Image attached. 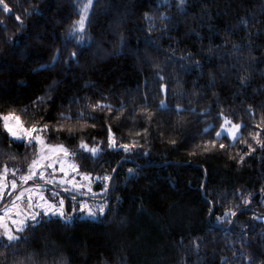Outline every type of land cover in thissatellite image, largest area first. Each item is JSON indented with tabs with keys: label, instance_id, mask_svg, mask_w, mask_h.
<instances>
[{
	"label": "trees",
	"instance_id": "16d2710c",
	"mask_svg": "<svg viewBox=\"0 0 264 264\" xmlns=\"http://www.w3.org/2000/svg\"><path fill=\"white\" fill-rule=\"evenodd\" d=\"M85 1L0 6V113L49 124L48 142L80 169L110 173L105 212L71 215L66 201L70 221L29 223L11 247L0 243V264H261L264 0H93L77 43L67 34ZM221 112L242 123L235 141L215 135ZM109 128L117 145L135 146L109 147ZM212 139L215 148L202 143ZM36 154L0 120V172H26Z\"/></svg>",
	"mask_w": 264,
	"mask_h": 264
},
{
	"label": "snow or ice",
	"instance_id": "6c2138e0",
	"mask_svg": "<svg viewBox=\"0 0 264 264\" xmlns=\"http://www.w3.org/2000/svg\"><path fill=\"white\" fill-rule=\"evenodd\" d=\"M93 3V0H87V2L83 5L82 9L80 10L79 19L73 22V25L70 27L68 36L72 37L77 43L83 41L84 36L83 32L85 29V22L86 18L89 13V9ZM184 0H180V4L183 5ZM0 6H2L3 10L5 12L11 11V8L8 3L5 2V0H0ZM147 16L148 14L145 13ZM163 16V14H161ZM16 20H21V17L19 15H16ZM246 23V21H245ZM58 51V50H57ZM77 52L72 51L70 53V56L73 58L76 57ZM53 60L57 59L56 55H53ZM162 78V77H161ZM162 89L165 87L164 85L160 86ZM38 100L43 99L42 97H37ZM163 101H161V105H163ZM102 104L101 101H97L95 104H92V108H96ZM176 109H181L182 105L177 104ZM111 110V109H109ZM141 111H147L146 108L140 109ZM203 111V109H201ZM220 115L223 117L225 123H222L219 127V130L216 132V137L219 138L222 135V132H226L227 136L235 140L236 137L239 134V129L242 127L241 123H231L229 120V117L224 116V113L221 112ZM60 116L70 119V114L60 113ZM0 120H2V127L6 131L7 134H10L11 137L17 138V139H23L27 137V143L32 144L35 142L38 146H42V150H61L65 155L69 154V150L63 145H50L47 144L44 140V138L39 135L37 132V129L40 130H46L49 128V124L47 123H39L34 122L29 126H25V124L22 122L20 115L16 114L14 111H9L8 113H0ZM231 123L230 127L226 128V124ZM264 126V125H262ZM57 130L64 128L63 124H57L55 125ZM81 128L84 127V125H80ZM70 132L72 131V128L69 127L68 129ZM138 135V134H137ZM251 135V133H250ZM108 141L109 147H122L126 151L130 150L132 147L135 146V142L132 144H122L117 145L115 143V140L113 138V133L111 132V129L109 128V134H108ZM174 143V141H172ZM204 145H210L211 148H215L217 146L216 139H212L210 141H203ZM247 143V141H245ZM256 143L260 144L262 147H264V141L259 139V134H257ZM80 147L86 151L91 153V155L96 156L98 155L102 150L100 149L98 144L88 145L84 140L80 141ZM220 148L226 147L224 144L219 145ZM249 150H252V145H248ZM209 147H205L203 150L208 151L211 150ZM41 149H38L40 151ZM74 154V153H73ZM54 155V151L48 152L47 155H39L34 157L28 164H27V172L20 175L21 181H27L30 178H34L35 176H40L43 180L47 181L48 183L54 182L49 177L45 176L44 169L47 167H51L54 163L57 161L51 160V156ZM246 155V154H245ZM244 157L241 156L240 160L243 161ZM51 161L50 163L41 164V161ZM63 163L62 161H60ZM78 167V166H76ZM74 170V169H73ZM16 173L18 171L17 168L8 169L7 165L3 166V171L0 172V180L3 179V177L9 172ZM61 171H64L63 167L61 168ZM130 173H132L134 170L129 169ZM67 174V173H65ZM81 176L85 178L91 177V173H81ZM61 179V185L63 186L64 181ZM96 179L104 181V187L100 189V192H106L108 188L107 181L111 179V174L106 173L103 177L97 175ZM68 184H74L76 189H80L81 185L75 184L74 178L72 180L67 181ZM45 185L43 184H37L33 186L35 188V192L27 189H19V194L14 195L11 204L4 207L3 209H0V227L3 228V231L0 232V238L4 239V243L6 247H11L12 243L17 242L19 239H21L20 233H22L28 226L29 223L32 225H38L41 221H43L48 216H59L63 221L68 222L71 220V215L66 214L65 212V199L63 196H59L58 200L55 199H49L47 196H45L44 192L41 190ZM7 187L6 184L0 183V199L3 198L4 195V189ZM11 188L17 189V181L13 179L11 181ZM66 192L70 191V189L65 188ZM24 191H28V196L26 199V206L25 205H19L17 204V201L23 198ZM89 192L93 196L94 200L99 199L102 202L90 204L88 201L81 200L79 202V208L82 210H85L86 213L90 216H96L97 213H104L105 212V206L107 205V200L103 199V197H97V194L95 192H91V189H89ZM88 193H86L87 195ZM51 195L53 197L58 196L59 194L53 189ZM75 199V197H73ZM249 201L245 198L244 203L247 204ZM14 212V215L12 214ZM226 215H235V211L233 209H226L225 210ZM225 217H218V219H224ZM11 221V225H14L15 228L8 226L5 222ZM251 259V258H249ZM261 264H264V261L261 262Z\"/></svg>",
	"mask_w": 264,
	"mask_h": 264
},
{
	"label": "rangeland",
	"instance_id": "374dc122",
	"mask_svg": "<svg viewBox=\"0 0 264 264\" xmlns=\"http://www.w3.org/2000/svg\"><path fill=\"white\" fill-rule=\"evenodd\" d=\"M86 2L87 1H85V3ZM90 9H91V7H90ZM86 21H87V18H86ZM85 24H86V22H85ZM229 120L231 123H240V122H235V121L231 120L230 118H229ZM223 123H225L224 120H223ZM231 123H227L226 128L230 127ZM37 132L39 133V135H41L44 138V140L47 144L58 145V144H51L48 142L47 136H46V133L44 130L37 129ZM240 133H241V128L239 129V134L236 137V139L239 137ZM222 135H227V133L222 132ZM27 139L28 138L25 137V138L19 139V140H26L27 141ZM230 140L235 141L232 139H230ZM33 143H35V142H33ZM35 145L37 147L36 156H39L41 154L47 155L48 152L54 151V155L51 156V160H55L57 162L54 163L51 167H47L44 169L45 176L49 177L54 182L48 183L47 181L43 180L38 175L35 176L34 178L37 179L39 181V183L35 184L34 182H32L34 178H30L27 181H21L20 175L25 173V172L21 173V172L17 171L16 173H13V172L9 171L3 177V179L0 180V183L7 185V187L4 189L3 198L0 199V209H3L4 207L11 204L13 196L19 194V189H27V190H31V191L35 192V188L33 186H35L37 184H43L45 186L41 190L44 192L45 196H47L49 199H55V200H58L59 196H63L65 199V209H66V205H67L66 201L71 202L75 205V209H76V211L74 212V214L76 213L75 215H77L79 217L96 218L99 215L103 214V213H97L96 216H90L86 213L85 210H82L79 208V202L81 200L88 201L90 204L102 202L99 199L94 200L93 196L89 192V189H91V192H95L97 194V197H102L103 192H100V190H97L94 188L95 182L98 179L94 178L92 175L89 178H85V177L81 176V173H88V172H85L82 169H80V167L75 162L72 151L68 149L69 154L65 155L61 150H42V146H38L36 143H35ZM38 149H41V150L38 151ZM100 149H102V148L100 147ZM60 161H62L63 163H61ZM50 162L51 161H47V160L41 161V164L43 165V164L50 163ZM76 166H78V167H76ZM62 167H63L64 171H61ZM8 169H12V168L8 167ZM2 171H3V169H2ZM65 173H67V174H65ZM60 178H62L64 181L63 186L61 185V179ZM73 178H74L75 184L81 185L80 189H76L74 184H68L67 183L68 180H72ZM13 179H15L17 181V185H18L17 189L11 188V181ZM65 188L70 189V191L66 192L64 190ZM53 189L59 194L58 196L53 197L51 195ZM86 193H88V194L86 195ZM27 196H28V191H24L23 198L18 200L17 204L26 206ZM73 197H75V199H73ZM70 212L72 214V211H70ZM12 214L14 215V212ZM48 217H53V216L50 215ZM5 223L8 226L15 228L14 225H11V221H6ZM2 231H3V228L0 227V232H2ZM1 242H4V239L0 238V243Z\"/></svg>",
	"mask_w": 264,
	"mask_h": 264
},
{
	"label": "water",
	"instance_id": "95a60500",
	"mask_svg": "<svg viewBox=\"0 0 264 264\" xmlns=\"http://www.w3.org/2000/svg\"><path fill=\"white\" fill-rule=\"evenodd\" d=\"M74 212H75V210H73V212H72V214H71V215H73V214H74Z\"/></svg>",
	"mask_w": 264,
	"mask_h": 264
}]
</instances>
